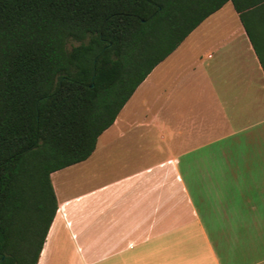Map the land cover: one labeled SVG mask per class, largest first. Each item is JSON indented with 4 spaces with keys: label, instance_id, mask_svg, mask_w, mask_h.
Here are the masks:
<instances>
[{
    "label": "crops",
    "instance_id": "0c3cea01",
    "mask_svg": "<svg viewBox=\"0 0 264 264\" xmlns=\"http://www.w3.org/2000/svg\"><path fill=\"white\" fill-rule=\"evenodd\" d=\"M224 6L50 175L36 264H264V41Z\"/></svg>",
    "mask_w": 264,
    "mask_h": 264
},
{
    "label": "trees",
    "instance_id": "16d2710c",
    "mask_svg": "<svg viewBox=\"0 0 264 264\" xmlns=\"http://www.w3.org/2000/svg\"><path fill=\"white\" fill-rule=\"evenodd\" d=\"M232 5L258 55L264 0H0V264H36L50 175L86 160L149 72Z\"/></svg>",
    "mask_w": 264,
    "mask_h": 264
},
{
    "label": "rangeland",
    "instance_id": "374dc122",
    "mask_svg": "<svg viewBox=\"0 0 264 264\" xmlns=\"http://www.w3.org/2000/svg\"><path fill=\"white\" fill-rule=\"evenodd\" d=\"M231 5L230 4H226L225 6H224V10H226V11H228V10H230V12H231ZM213 23H216V22H213ZM256 47H257V50H258V52H259V54L261 53V42L259 41V42H257V45H256Z\"/></svg>",
    "mask_w": 264,
    "mask_h": 264
}]
</instances>
